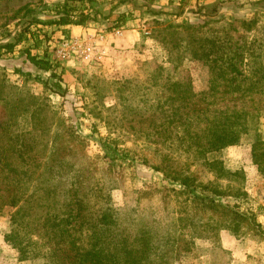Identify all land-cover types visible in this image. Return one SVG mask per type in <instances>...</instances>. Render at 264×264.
<instances>
[{
    "label": "rangeland",
    "instance_id": "1",
    "mask_svg": "<svg viewBox=\"0 0 264 264\" xmlns=\"http://www.w3.org/2000/svg\"><path fill=\"white\" fill-rule=\"evenodd\" d=\"M65 1L0 0V44H14L0 55V264H51L50 243L91 250L105 215L117 264H129L121 240L144 232L139 264H230L223 236L264 239V174L250 136L220 151L207 141L216 119L225 130L253 104L264 141V0H68L91 13L79 32L54 21ZM71 37L106 53L63 55ZM35 189V213L15 225L11 196L21 205ZM203 190L230 209L191 202ZM71 209V234L49 228ZM10 233L38 243L19 252Z\"/></svg>",
    "mask_w": 264,
    "mask_h": 264
},
{
    "label": "trees",
    "instance_id": "2",
    "mask_svg": "<svg viewBox=\"0 0 264 264\" xmlns=\"http://www.w3.org/2000/svg\"><path fill=\"white\" fill-rule=\"evenodd\" d=\"M74 8L69 6L68 0H66L63 3H59L55 5L54 7V13L57 15L58 18H56L54 21L55 23L59 25H82L84 24L87 20L91 19L90 15L91 13H83L79 16L74 15L73 13ZM97 13V12H96ZM14 47L13 43H4L0 44V55H2V49H9L12 50ZM27 58L30 60L31 63L35 64L36 66H39L43 68L46 63L45 60H41L38 58L36 55H32L31 53L28 52ZM54 75V74H53ZM237 111H235L236 114ZM261 110H258L256 108L255 104L252 105L251 111H246V113H240L238 115H232L231 118H228L230 120L229 125H227L226 129L224 130V125H225V119L223 121H218L216 119L214 121V126L219 127L218 130H212L211 133L213 137L207 141V145L210 146L212 149H207V152H210L211 150H216L220 151L223 148L240 142V140L244 136H250L252 138V153L255 155L256 158V163L259 166V169L261 172L264 174V141L262 140L261 134H259V120L261 118ZM249 116V118H248ZM250 119V121H248ZM72 138L75 140L80 139L79 136L77 135H72ZM204 149H201L203 151ZM218 162V161H217ZM216 162V163H217ZM216 163H209L210 169H212V166L215 165ZM46 165V164H45ZM44 165V166H45ZM7 167L8 164H7ZM16 166H13L10 171L14 170ZM25 168V176H28L29 178H32L35 173H33V166L29 167L27 165H24ZM171 183L176 184L174 181H171ZM218 184V183H217ZM176 187V186H175ZM210 190L215 191V193L219 192L216 190L215 185L211 184L209 186ZM50 190L54 189L49 188ZM208 190H203L200 196H197L198 200H194L191 202H194L196 204H200L204 207H210V208H222L223 210H226V208H229V204L227 203L226 206L223 205L222 203H219L216 201V199L209 195ZM38 190H34L32 194L28 196L27 199H25L22 204L20 205L19 202L22 201L21 198H17L14 196H11L10 198V204L14 208L11 212V219L12 222L15 225H20L23 221H26V219L31 218L33 214L35 213L34 211L30 212L26 208V204L32 202L34 203L33 205L36 206V199H37V193ZM54 192L47 191L46 193L49 194V196H53ZM245 195V194H244ZM2 195L0 196V205H3L5 203V200L2 199ZM226 207V208H225ZM230 209V208H229ZM236 213H240L239 210H236ZM64 216H61V214H55V213H49L48 217V222L51 226L49 228L55 229L59 227V231L64 235H69L71 234L70 227L72 226L73 221L75 220V225L77 223H80L79 219V214L74 213L73 210H65L64 211ZM66 215V216H65ZM254 215V214H253ZM105 222L103 223V230L100 232V243L101 244H95L94 248L91 250H84V252H77L75 249H77V245L75 243H72L71 246H58L55 245L54 243L47 244V248L50 250V255L52 256V262L51 264H117V245L120 240H117L119 238V235L116 237H112L110 241H107L106 235L107 232H110L111 229L108 227L109 223H111V220H109L108 216L105 215ZM54 221V222H53ZM66 224H65V222ZM57 225V227H56ZM16 231V228L13 229V232ZM234 234V233H233ZM146 235V232L143 233V235L140 236H132V234L129 236V238L122 239L121 242L119 243V250L123 251V254L126 256L127 263L129 264H139V261L134 258L133 253L135 251H140L142 250L143 247H148L149 242L144 238ZM236 235V234H235ZM144 236V237H143ZM9 238H11V242H13L14 247L18 248L19 252H24L26 251L25 249L27 247H30L31 244L33 243H38V242H32L31 240H27V242H14V239L16 240L17 238L14 236V234L9 235ZM113 245L111 248L107 246V244L112 243ZM136 242H140V245L138 246ZM73 247V249H72ZM122 247V248H121ZM142 247V248H141ZM72 250L76 252V259L74 258V255L72 253ZM106 251L103 255L102 252ZM72 253V257L70 253ZM27 253V252H26ZM39 253L35 252L34 256H38ZM28 257L25 256L24 254L21 253L20 259L24 260L27 259ZM46 264H50L48 261Z\"/></svg>",
    "mask_w": 264,
    "mask_h": 264
},
{
    "label": "crops",
    "instance_id": "3",
    "mask_svg": "<svg viewBox=\"0 0 264 264\" xmlns=\"http://www.w3.org/2000/svg\"><path fill=\"white\" fill-rule=\"evenodd\" d=\"M70 29H72V31L79 32L83 29V27L73 25L72 27L70 26ZM124 34L130 35L129 42H127V39L124 42L128 45L135 43L138 39V32L134 29L125 30ZM248 241L250 244H245V242L231 234L223 236V247L232 250V259L230 264H264V239L254 241V243L251 240ZM251 243L254 245L250 246L252 245ZM205 258L208 257L204 256V259Z\"/></svg>",
    "mask_w": 264,
    "mask_h": 264
},
{
    "label": "built area",
    "instance_id": "4",
    "mask_svg": "<svg viewBox=\"0 0 264 264\" xmlns=\"http://www.w3.org/2000/svg\"><path fill=\"white\" fill-rule=\"evenodd\" d=\"M104 36H101L103 38ZM63 55H71V53L80 54L83 58L90 60L98 59L105 53V49H98L95 45L88 41H82L80 37H71L63 43Z\"/></svg>",
    "mask_w": 264,
    "mask_h": 264
}]
</instances>
